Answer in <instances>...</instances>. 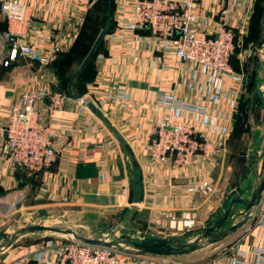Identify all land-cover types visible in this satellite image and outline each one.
Masks as SVG:
<instances>
[{
	"label": "crops",
	"instance_id": "crops-1",
	"mask_svg": "<svg viewBox=\"0 0 264 264\" xmlns=\"http://www.w3.org/2000/svg\"><path fill=\"white\" fill-rule=\"evenodd\" d=\"M18 1L27 7L28 22L24 26L18 29L9 25L0 13V127L5 125L10 109L22 93L31 89L66 92L61 89L63 78L79 69L102 27L101 18L95 14L98 0ZM134 2L112 0L108 33L88 70V75H92L81 87L76 81L72 85V93L86 97L111 124L131 157L89 112L87 102L67 95L62 109L51 114L46 113L43 103L38 104L43 122L53 130L56 159L48 169L29 174L10 167L0 152V226L23 216L26 209L40 212L59 208L63 213L75 210L96 218L120 216L130 209L131 204L125 202H132L129 195L135 179L140 191L136 214L144 209L195 213L208 198L201 199L197 196L200 194L190 191L191 187L213 182L215 192L217 184L226 180L224 176H237L227 160L232 153L247 152L248 146L240 138L233 142V114L242 85L246 86L250 77L264 79V63L257 52L264 51L263 0H200L196 4L195 13L199 20L207 22L204 29L208 36H214L220 26L237 34V46L229 64L231 75L204 73L195 65L178 64L171 53L145 49L144 31L123 29V21L130 20ZM256 27L261 36L258 44L253 45ZM9 31L21 43L30 45L33 54L19 57L4 68L2 57L8 50L5 34ZM53 52L52 64L39 63L41 55ZM256 83L255 94L259 96L261 82ZM163 95L206 109V121L186 113L178 120L193 122L214 147L212 158L194 161L185 168H159L150 161L148 140L154 125L168 112L156 103ZM2 142L3 139L0 147ZM256 144L254 141L251 146ZM235 180L238 182L239 178ZM123 184L128 187L126 198L119 195ZM250 224L245 223L240 230L245 247L255 244L259 233L254 220ZM27 253L2 255V263L17 264Z\"/></svg>",
	"mask_w": 264,
	"mask_h": 264
},
{
	"label": "built area",
	"instance_id": "built-area-1",
	"mask_svg": "<svg viewBox=\"0 0 264 264\" xmlns=\"http://www.w3.org/2000/svg\"><path fill=\"white\" fill-rule=\"evenodd\" d=\"M200 0H135L129 21H123V29L144 31L145 49L157 48L162 53H171L178 64H192L202 72L212 75H231L229 59L237 46V34L228 27L220 26L214 36L205 32V20L195 13ZM0 13L9 25L18 29L28 22L27 7L18 0L0 2ZM8 50L2 57V66L10 67L19 57L33 54L32 47L21 43L9 31L5 34ZM55 53L41 55L38 61L47 66L54 62ZM233 80L237 77L231 76ZM68 96L62 91H39L22 93L9 111L4 126L0 127L1 154L10 167L35 174L48 169L56 159L53 130L45 125L37 105L43 103L46 113L62 109ZM80 101V100H79ZM87 102L83 96V101ZM156 103L167 109V115L159 120L148 140L146 149L150 161L159 168H185L194 161L212 158L215 153L193 122H181L182 114H193L207 120L204 107L184 103L173 96L163 95ZM95 106V105H94ZM119 195L126 198L128 187L120 186ZM194 194L210 195V182L196 184L190 188ZM122 198V200H123ZM130 205L132 203L125 202ZM259 228L256 243L243 246L241 239L231 247L229 260L224 264H264V209L254 218ZM165 258V259H162ZM177 264L164 256L146 254H120L116 247L86 244L69 239L40 247L22 257L17 264Z\"/></svg>",
	"mask_w": 264,
	"mask_h": 264
},
{
	"label": "rangeland",
	"instance_id": "rangeland-1",
	"mask_svg": "<svg viewBox=\"0 0 264 264\" xmlns=\"http://www.w3.org/2000/svg\"><path fill=\"white\" fill-rule=\"evenodd\" d=\"M105 2L106 0H98L95 8V14L99 15L98 17L101 20L105 17ZM103 27H101V30ZM260 36L259 28L256 27V32L252 39L253 45L258 44ZM257 52H259L264 63V51ZM258 81L261 82L259 96L255 94L254 89V84ZM66 83L67 81H65ZM262 100H264V79L253 80V77H250L247 85H242L241 94L237 98L233 114L235 118V137L233 142L236 143L237 138L246 141L249 152L232 153L227 163L232 165L233 171L236 172L237 176H232L231 178L224 176L223 178H226V180L222 181L221 184H217L216 190L211 193L212 195L210 194L211 196L197 195L201 199L208 198L199 211H195V213H191V211L152 212L144 209L135 216L125 220L126 214L121 216L109 214L106 217L96 218L92 214H84L75 210L63 213V210L59 208H52L51 210H45V214H39L38 210L26 209L23 216H17L15 220L0 226V245L6 243L5 235L9 236L15 230L25 226L42 225L47 228L45 230L21 233L8 247H0V264H3L2 255L19 252L27 253L40 247H49L54 243L75 239L70 233L55 231L50 228L72 230L76 235L90 240L117 243L115 247L120 254H140L138 250L122 242V236H124V239L133 242H141L146 239H172L175 243L184 234L188 233L185 238H182L181 244L194 243L197 236L204 233L203 228L209 230L221 218L230 199L236 196L235 191H233L236 186L244 188L247 184V191L242 194V197L248 198L249 193L258 181L259 157L264 143V104ZM254 141H257L258 144L251 146ZM253 161H255L254 164L249 167L248 163ZM245 170H247L246 173L244 172ZM243 175L245 176L240 180ZM248 176L252 178L251 181L247 180L246 177ZM237 178H239L238 182L235 180ZM263 209L264 188L260 193L259 202L250 208L249 215L245 221L235 230L227 231V228L242 220L243 214L239 213L242 211V206L239 204L234 205L233 213L228 215L222 225L211 230L205 238L198 242L194 251L183 255L164 257L177 264H224L230 258L231 247L243 235L242 233L240 234L241 226L245 223H249L248 226H251L250 223ZM222 232H225L222 238H217L218 234Z\"/></svg>",
	"mask_w": 264,
	"mask_h": 264
},
{
	"label": "water",
	"instance_id": "water-1",
	"mask_svg": "<svg viewBox=\"0 0 264 264\" xmlns=\"http://www.w3.org/2000/svg\"><path fill=\"white\" fill-rule=\"evenodd\" d=\"M111 7H112V0L108 1V12H107V17L106 21L104 24L103 29L100 31L98 37L94 41L92 47L90 48L87 56L84 58L82 63L80 64L79 69L71 76L68 85H67V95L75 100H80L83 101V96H76L72 93V83L76 76L92 61L96 50L98 49L99 45L105 38L106 34L108 33L110 23H111ZM259 88V83H256L255 89L258 90ZM262 103L264 104V100H262ZM86 107L89 110V112L95 116L97 119H99L105 127L110 131L116 142L119 144V146L122 148L123 152L126 154L128 158L131 157V153L124 143V141L118 136V134L115 132L114 128L111 126V124L98 112L96 107L92 103H86ZM255 161L249 162L248 166L250 167L252 164H254ZM245 173L247 170L244 171ZM245 175L242 176L240 180L243 179ZM132 182V188L135 187V183ZM264 188V143L261 147V154L259 157V169H258V181L256 185L253 187L251 192L248 195V198L242 197V194L247 191V184L245 185L244 188H239L236 186L233 191H235L236 196L232 199H230L228 206L226 210L223 212L221 218L217 220L214 223V226L210 227L209 230L203 228L204 233L200 234L197 236L195 239L194 243L192 244H181L182 238H185V236L188 234H184L181 239H178L177 242H173L172 239H146L141 242H133L128 239H124V236H122V242L132 246L136 250H138L142 254L146 255H154V256H176V255H183L188 252H192L197 248L198 242L205 238L206 235L210 233L211 230L218 228L220 225L223 224V222L226 220L229 214H232L233 207L236 204H239L242 206V211L239 212L240 214H243V218L240 222L230 225L227 228V231H233L235 230L238 226H240L246 219V217L249 215V210L251 207L255 206L259 202V197L260 193ZM139 202V197L138 195L133 196L132 204L130 206V209L127 211L125 215V220H128V218H131V216L134 214L136 205ZM45 211H40L39 214H45ZM47 227L42 226V225H29L25 226L23 228H20L18 230H15L11 235L4 236V239H6V243L4 245H0L1 248L8 247L12 242H14L17 238V236L21 233L28 232V231H36V230H45ZM55 231H65L67 233H70L74 236L76 240H79L81 242H84L86 244L90 245H95V246H104V247H111V246H116L117 243H106L103 241H98V240H90L83 238V236H78L76 235L72 230H60V229H55V228H50ZM226 231V232H227ZM225 234V232H222L218 234L217 238H222V236Z\"/></svg>",
	"mask_w": 264,
	"mask_h": 264
},
{
	"label": "trees",
	"instance_id": "trees-1",
	"mask_svg": "<svg viewBox=\"0 0 264 264\" xmlns=\"http://www.w3.org/2000/svg\"><path fill=\"white\" fill-rule=\"evenodd\" d=\"M107 1H109V0H106V2H105V17H103L104 19L102 20V26H104V24H105V21H106V17H107V8H108V6H107ZM102 43V42H101ZM99 47H100V45H99ZM99 47H98V49H99ZM236 48V47H235ZM98 49L96 50V52L98 51ZM235 50V49H234ZM233 53H234V51H233ZM232 53V54H233ZM96 54V53H95ZM95 56V55H94ZM232 56V55H231ZM231 58V57H230ZM93 59H94V57H93ZM92 59V60H93ZM230 59H229V64H230ZM91 63V62H90ZM90 63L76 76V78L74 79V81H76V84L79 86V87H81V84L85 81V79L86 78H90V75H92L91 73L88 75V70H89V67H90ZM70 66V65H69ZM75 72L74 71H72L71 73H69L67 76L65 75V77L63 78V82H62V87H61V89L62 90H64V91H66L65 93H67V85H68V82H69V80H70V78H71V76L74 74ZM65 81H67V83L65 84ZM73 81V82H74ZM72 85H73V83H72ZM255 85V84H254ZM134 195H138V197L140 198V191H139V187L137 186V185H135V187L134 188H131V190H130V195H129V199L132 201L133 200V196ZM127 211H128V209H125L124 210V212L122 213V215H125L126 213H127ZM136 215V213L134 212V214L132 215V216H135ZM121 216V215H120Z\"/></svg>",
	"mask_w": 264,
	"mask_h": 264
}]
</instances>
